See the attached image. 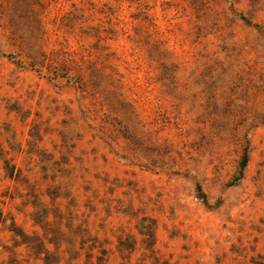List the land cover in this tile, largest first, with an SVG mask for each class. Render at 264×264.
I'll use <instances>...</instances> for the list:
<instances>
[{
    "label": "rangeland",
    "instance_id": "1",
    "mask_svg": "<svg viewBox=\"0 0 264 264\" xmlns=\"http://www.w3.org/2000/svg\"><path fill=\"white\" fill-rule=\"evenodd\" d=\"M0 264H264V0H0Z\"/></svg>",
    "mask_w": 264,
    "mask_h": 264
},
{
    "label": "trees",
    "instance_id": "2",
    "mask_svg": "<svg viewBox=\"0 0 264 264\" xmlns=\"http://www.w3.org/2000/svg\"><path fill=\"white\" fill-rule=\"evenodd\" d=\"M245 164V159L243 160V162H242V166ZM16 228V227H15ZM15 230H18V229H15ZM17 234H21V232L19 233V232H17Z\"/></svg>",
    "mask_w": 264,
    "mask_h": 264
}]
</instances>
